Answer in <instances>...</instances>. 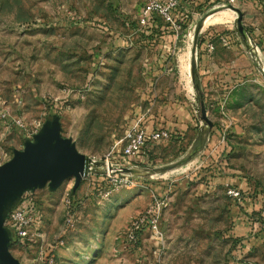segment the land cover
I'll return each instance as SVG.
<instances>
[{
	"label": "rangeland",
	"instance_id": "374dc122",
	"mask_svg": "<svg viewBox=\"0 0 264 264\" xmlns=\"http://www.w3.org/2000/svg\"><path fill=\"white\" fill-rule=\"evenodd\" d=\"M211 1H188L175 49L153 66L156 51L134 45L137 33L129 29H138L147 0H0V165L58 116L62 136L93 168L76 190L70 178L54 191L47 185L33 194L46 236L36 245L12 244L21 264H229L231 254L238 264H264V216L257 217L261 236L250 248L245 239H231L232 199L225 190L236 166L241 185L264 193V152L255 145L232 150L249 131L264 137V0ZM215 15L222 20L204 27ZM162 27L169 26L155 28ZM232 70L240 76L233 81ZM232 96L244 101L235 117L248 128L237 140ZM173 103H187L188 113L172 116L189 129L174 140L164 163L142 169L134 186L110 198L98 196L95 188L106 185L104 160L121 150L130 126L149 106L171 109ZM171 119L172 135L180 133ZM161 183L186 187L166 195L163 240L134 241L131 225Z\"/></svg>",
	"mask_w": 264,
	"mask_h": 264
},
{
	"label": "built area",
	"instance_id": "2783aa9c",
	"mask_svg": "<svg viewBox=\"0 0 264 264\" xmlns=\"http://www.w3.org/2000/svg\"><path fill=\"white\" fill-rule=\"evenodd\" d=\"M188 1L147 0L139 14V19L135 22L136 27L139 29L155 28L162 22L178 32L181 29L178 20L187 18L185 7ZM228 2L235 5L237 0H229ZM127 21L129 25H133L132 20L127 19ZM170 138L171 134L167 130L150 133L144 126V118L139 117L126 132L121 150L113 151L105 158L102 175L106 185L99 184L95 188L98 196L107 199L119 189L134 186L136 164L143 156L148 144L169 140ZM92 171L93 168L87 165L82 181L90 178ZM227 193L235 199H241L242 197L241 192L235 188L229 189ZM33 194L26 193L21 203L10 212L6 219L5 227L12 232L13 244L36 245L45 240L46 234L39 219V203L35 200ZM168 205L169 198L166 195L157 196L154 194L152 204L131 225L130 232L134 241H138L144 236H149L151 240L156 242L163 240L161 225L164 211ZM74 216V213L69 216L68 223L70 225L75 221Z\"/></svg>",
	"mask_w": 264,
	"mask_h": 264
},
{
	"label": "crops",
	"instance_id": "0c3cea01",
	"mask_svg": "<svg viewBox=\"0 0 264 264\" xmlns=\"http://www.w3.org/2000/svg\"><path fill=\"white\" fill-rule=\"evenodd\" d=\"M228 0H212L210 4L213 2H226ZM248 1L249 4H255L258 2V0H237V4L244 5L245 2ZM219 3V5H220ZM260 8V7H259ZM130 19V17H129ZM132 32H136L137 36H134L136 38V42H134V45L137 46H144L148 47L151 50L156 51L154 54L155 61L152 64L153 66L156 64L155 62H159L157 64H164L166 61L164 59H168L165 56H168V51H171L176 46V38L178 37L177 31L173 30L171 27H162L160 29L158 28H146V29H135L134 27L129 28ZM134 37L132 40H134ZM233 49V47H232ZM158 56L160 58H158ZM158 58V59H157ZM163 58V59H161ZM207 60L205 57L201 61V64H206ZM156 64V65H157ZM168 65H171V63H167ZM211 62L209 61V65H207V70L210 68ZM209 72V70H208ZM207 72V73H208ZM206 73V74H207ZM210 72L207 74L209 77ZM240 77L232 70V81L235 78ZM236 100H238V103H235ZM244 101L241 99H237L236 97L232 96V138L241 139L243 135L248 134L247 127L240 125L238 123V120L236 119L235 115L238 113H243V109L245 108V104H243ZM171 109L164 105H157V106H149L147 109L144 110L143 115L140 117L144 118V126L147 128V130L150 133L157 132L160 130H167L171 134V138L169 140H161L158 142L149 143L147 148L144 151L143 156L140 158L139 162L136 164V173L137 175L142 173V169H153L151 168L154 162H162L164 163L165 154L169 149L171 148V145L175 143L178 136L185 135L183 131H185L184 128L189 129L188 124H181V121L179 122V118H175L174 116H179V114L185 115L189 112L187 103L176 105V103L169 104ZM168 108V109H167ZM175 114V115H174ZM174 115V116H172ZM234 115V116H233ZM170 117H172L171 120H176L179 122L178 124H175L174 127H176V131H180V133H176L175 135H172L173 131L170 125ZM187 123L189 122L186 121ZM183 127V129H182ZM178 128V129H177ZM183 132V133H182ZM191 131L187 132L190 133ZM235 135V137H234ZM250 135V136H249ZM249 135L246 137L244 142H232V150L234 152H237L239 149L237 148L238 145H244V147L247 146H253L261 148V151L264 152V137H256L251 131H249ZM260 138L258 141L257 139ZM175 140V141H174ZM257 140V141H253ZM248 141H251L250 143ZM193 145V144H192ZM243 152V151H242ZM233 154V153H232ZM157 156V157H156ZM233 158V157H232ZM235 160V158H233ZM146 165V166H143ZM240 170L236 169V166L232 167V183H227L226 185V193L229 189L235 188L239 190L242 194L241 199H235L231 196H229L232 199V206H231V225L232 229L229 231V237L232 239H245V242L247 246L250 248L251 244L255 241H257L258 238H260V234H257L256 231V224H258L256 221L257 217L264 216V193L261 189L255 187V186H249L247 183H244L241 185L240 179H241ZM155 176H158L156 174ZM179 186H170L166 185V183L156 184V186L153 188V193L157 196H165L168 195L171 188H174V190L178 189H184L186 188L185 185H181L179 183ZM151 186V185H150ZM228 194V193H227ZM253 230L255 233H253ZM250 244V245H249ZM229 264H238L234 261H232V254L229 259Z\"/></svg>",
	"mask_w": 264,
	"mask_h": 264
},
{
	"label": "water",
	"instance_id": "95a60500",
	"mask_svg": "<svg viewBox=\"0 0 264 264\" xmlns=\"http://www.w3.org/2000/svg\"><path fill=\"white\" fill-rule=\"evenodd\" d=\"M242 21L239 14L238 30L245 37ZM61 131L60 118H48L33 140L25 142L23 150H15L13 158L0 165V264H21L10 250L13 235L5 222L23 196L47 185L54 191L70 178L75 179L74 190L82 182L87 156L78 151L71 139L64 138Z\"/></svg>",
	"mask_w": 264,
	"mask_h": 264
},
{
	"label": "bare ground",
	"instance_id": "6f19581e",
	"mask_svg": "<svg viewBox=\"0 0 264 264\" xmlns=\"http://www.w3.org/2000/svg\"><path fill=\"white\" fill-rule=\"evenodd\" d=\"M226 14V13H225ZM226 15H228V13L226 14ZM222 15H215V16H212V17H210V18H208L207 20H206V22H205V24H204V27H207V26H209V25H214L215 23H218V22H220L221 20H222ZM184 62H186V61H184ZM182 63L181 62V64H183V66L184 67H188V64H186V63ZM182 67V66H181ZM183 67V68H184ZM184 70H185V68H184ZM183 70V71H184ZM188 70V69H187ZM185 72H186V70H185ZM187 72H189V71H187ZM185 74V73H184ZM186 74H188V73H186ZM90 162H91V160H90V158H88L87 157V165L89 166V164H90Z\"/></svg>",
	"mask_w": 264,
	"mask_h": 264
},
{
	"label": "trees",
	"instance_id": "16d2710c",
	"mask_svg": "<svg viewBox=\"0 0 264 264\" xmlns=\"http://www.w3.org/2000/svg\"><path fill=\"white\" fill-rule=\"evenodd\" d=\"M186 19H182V20H178V22L181 24V26L185 25L186 24Z\"/></svg>",
	"mask_w": 264,
	"mask_h": 264
}]
</instances>
